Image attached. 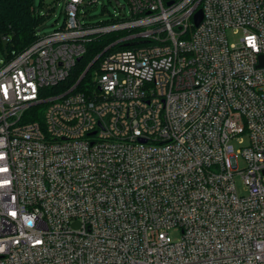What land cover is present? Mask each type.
Masks as SVG:
<instances>
[{"label": "built area", "instance_id": "1", "mask_svg": "<svg viewBox=\"0 0 264 264\" xmlns=\"http://www.w3.org/2000/svg\"><path fill=\"white\" fill-rule=\"evenodd\" d=\"M124 1L0 62V264H264V0Z\"/></svg>", "mask_w": 264, "mask_h": 264}, {"label": "trees", "instance_id": "2", "mask_svg": "<svg viewBox=\"0 0 264 264\" xmlns=\"http://www.w3.org/2000/svg\"><path fill=\"white\" fill-rule=\"evenodd\" d=\"M45 6L44 0H40L39 6L35 0H0V46L4 54V59L9 61L19 53L23 52L40 37V26L43 25L47 14L41 11ZM52 6L50 9H53ZM64 21L60 25L63 27ZM131 31L99 33L92 37L86 43V52L82 59L73 68L72 74L68 79L55 87H48L47 91L58 92L72 87L81 75L84 73L89 64L111 43L116 41L123 34H130ZM5 42V45H3ZM122 44L115 47H121ZM100 57V56H99ZM96 61L82 79L77 89L83 90L91 79L93 69L98 65ZM46 91V90H45Z\"/></svg>", "mask_w": 264, "mask_h": 264}, {"label": "rangeland", "instance_id": "3", "mask_svg": "<svg viewBox=\"0 0 264 264\" xmlns=\"http://www.w3.org/2000/svg\"><path fill=\"white\" fill-rule=\"evenodd\" d=\"M66 0H44L45 6L41 8L44 14H47L43 25L40 26V33H50L57 29L64 21V8ZM91 0H85L84 4L79 9L80 19L83 23H98L103 20L112 19V17L117 16H130L129 6L118 7L115 2H110V0H97L96 3H89ZM121 5L125 3L124 0H119ZM40 0H35V4L38 7ZM54 6L53 9H50ZM228 39L230 42H237L242 33H234L232 29L228 30ZM5 45V42H3ZM4 60V54L0 46V62ZM93 73V71H92ZM91 73V75H92ZM237 189L240 193L246 192V187L244 185L241 176L236 178ZM181 236L179 230H172L170 232L169 238L172 240H177Z\"/></svg>", "mask_w": 264, "mask_h": 264}, {"label": "water", "instance_id": "4", "mask_svg": "<svg viewBox=\"0 0 264 264\" xmlns=\"http://www.w3.org/2000/svg\"><path fill=\"white\" fill-rule=\"evenodd\" d=\"M116 2V0H115ZM203 18V12L201 9H199L195 15H194V21H195V25L198 26L201 22ZM81 59V57L78 58V61ZM98 59V57H96L90 64L89 66L86 68V70L84 71L82 77L89 71L90 67L96 62V60ZM264 65V56L261 57L260 59V66H263Z\"/></svg>", "mask_w": 264, "mask_h": 264}]
</instances>
